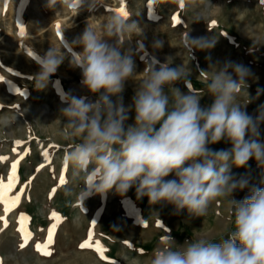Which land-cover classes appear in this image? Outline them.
I'll use <instances>...</instances> for the list:
<instances>
[{"label":"rangeland","instance_id":"374dc122","mask_svg":"<svg viewBox=\"0 0 264 264\" xmlns=\"http://www.w3.org/2000/svg\"><path fill=\"white\" fill-rule=\"evenodd\" d=\"M102 3L90 10L84 6L77 12L75 7L61 9L60 5L50 9L47 0H0V77L3 78L0 80V157H7L0 161V180L7 183L12 164L20 161L17 181L8 194L14 197L19 193L20 201L8 212L0 203V217H5L8 225L5 228L0 220V264H108V261L128 264L124 257H134L140 264H147L165 235L178 244L201 237L213 242L226 239L234 230L230 199L241 201L250 194L245 188L235 191L231 198H218L202 217H189L186 209L176 213L170 204L150 205L146 196L137 198L135 186L123 196L115 189L98 194L84 188L88 194L84 197L80 194L83 181L73 180L71 169L63 164L69 143L61 136L66 123L61 110L67 106L66 96L83 98L86 102H94L97 96L83 86L82 70L71 66L72 57L82 51L72 44L88 24L99 27L120 8L143 28L142 35L124 45L132 52L137 75L147 65L155 64L159 68L171 58V67L184 64L190 69L189 86L203 95L200 105L207 107L213 97L206 94L209 74L206 71L214 65L223 67L225 62L241 64L250 71L248 87L238 97L245 104L243 110L255 117L264 105L262 0H209L218 7L212 9L206 21L198 22H193V11H184L171 0H160L158 7H153L149 0H102ZM186 33L189 38L213 36L217 41L211 49H193L190 57L181 43ZM157 42L160 47L154 46ZM61 45L66 59L50 77L47 87L36 90L33 77L39 72L37 59L50 47ZM174 86L182 93L189 92L183 81ZM137 88V81L125 82L120 94L125 108L132 106ZM112 100L115 102L117 97ZM134 122L133 109L128 112L126 125ZM259 131L264 142V123ZM17 141L21 143L18 145ZM209 147L227 150L231 144L222 140ZM231 174L237 179L247 178L250 186L264 187V168L258 167L255 159H250L244 167L233 166ZM61 175L66 181L62 185ZM173 178L170 174L165 179ZM65 188L71 189L72 194L65 195ZM53 211L62 219L49 248L52 254L44 256L35 245L46 241ZM22 215L28 218L24 227L32 234L23 248L18 231ZM90 230L94 246L81 249L80 244L88 239ZM96 242L105 249L106 260L95 251Z\"/></svg>","mask_w":264,"mask_h":264},{"label":"clouds","instance_id":"9594fccd","mask_svg":"<svg viewBox=\"0 0 264 264\" xmlns=\"http://www.w3.org/2000/svg\"><path fill=\"white\" fill-rule=\"evenodd\" d=\"M171 2L193 11V22L206 21L218 7L209 0ZM149 3L158 7L160 0ZM97 4H103L102 0H47L50 9L60 5L61 9L75 7L77 12ZM142 32L129 13L126 17L113 13L99 27L88 24L73 41L72 47L82 51L72 57L71 66L82 70L83 86L97 99L64 98L67 106L61 115L66 123L61 136L69 150L63 164L71 169L73 180L83 181V197L88 192L105 194L113 189L123 196L135 186L138 199L146 196L150 205H173L176 213L186 209L189 217L205 216L218 198H231L235 191L248 188L250 194L243 200L229 201L234 230L226 239L213 242L201 237L178 244L165 235L147 264H264V187L250 186L247 178L231 174L233 166L244 167L250 159L264 168V142L259 131L264 105L253 117L238 100L248 87L249 69L232 62L210 67L206 94L213 102L202 107L203 95L189 86L190 69L184 64L171 67L169 58L159 68L149 64L141 74L135 73L132 52L124 45ZM216 41L213 36L189 38L186 33L181 43L191 57L193 49H211ZM154 46L160 47V42ZM62 48L50 47L37 59L36 90L47 87L66 59ZM129 79L137 81L138 88L132 106L125 108L120 94ZM178 81L189 87L188 93L174 86ZM133 109L135 122L126 125ZM222 140L231 148L209 147ZM170 174L174 178L166 180ZM71 194V189L65 188V195ZM124 259L128 264H140L134 257Z\"/></svg>","mask_w":264,"mask_h":264},{"label":"snow or ice","instance_id":"6c2138e0","mask_svg":"<svg viewBox=\"0 0 264 264\" xmlns=\"http://www.w3.org/2000/svg\"><path fill=\"white\" fill-rule=\"evenodd\" d=\"M123 2V0H122ZM262 2H264V0H262ZM117 11V14H120V15H123V16H127V11L124 9V8H120ZM175 22L179 23V19L174 17L173 18ZM215 23V22H213ZM57 28L59 30V25H57ZM58 34H59V31H58ZM20 35H24V29L23 27L20 28ZM29 55H31V53H29ZM3 78L0 77V80H2ZM18 145L21 143L20 141H17L16 142ZM15 150V149H14ZM45 157L48 156V153H44ZM7 157H0V161H3V160H6ZM20 163L19 160H17L16 162H14L11 166V173L8 177V182L7 183H4L3 180H0V203H3L5 205V212H8V211H11V209L13 207L16 206V204L19 203L20 201V194L18 193L17 195H15L14 197H10L8 194L9 192L13 189V187L15 186V183L17 181V166L18 164ZM41 168L44 167L43 164L40 165ZM59 183L62 185L64 183H66L65 181V178L63 175H61L60 177V180H59ZM53 193L56 191L55 189L52 190ZM51 198V196H50ZM27 217L26 216H21L20 217V220H19V223L21 225V227L18 229V231L21 233V236H22V243L20 245L21 248L25 247L29 240L31 239V236L32 234L30 232H28L26 230V228L24 227L26 221H27ZM50 219L53 221V223L50 225V228L48 230V235H47V238H46V241L44 243H37L35 245L36 247V250L41 253L42 255L44 256H50L52 253L51 251H49V248L50 246L54 243V236H55V233H56V230H57V227L58 225L60 224L61 222V217L60 215L53 211L51 213V217ZM0 220H3L4 221V227L6 228L8 225H7V220L5 217H0ZM92 237V231L90 230L89 233H88V239L85 240L84 242H82L80 244V248L81 249H86V248H93L94 244H93V241L91 239ZM95 251L100 255V258L102 260H106L107 258L105 257V249H103V247L98 243L96 242L95 243ZM108 264H115L114 261H108Z\"/></svg>","mask_w":264,"mask_h":264}]
</instances>
